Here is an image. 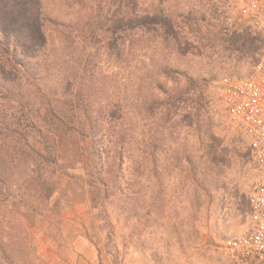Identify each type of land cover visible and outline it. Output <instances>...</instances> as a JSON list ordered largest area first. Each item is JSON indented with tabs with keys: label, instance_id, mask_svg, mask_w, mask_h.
<instances>
[{
	"label": "rangeland",
	"instance_id": "obj_1",
	"mask_svg": "<svg viewBox=\"0 0 264 264\" xmlns=\"http://www.w3.org/2000/svg\"><path fill=\"white\" fill-rule=\"evenodd\" d=\"M38 1L60 15L68 4L0 0L1 29L7 36L12 30L27 40L35 35L33 6ZM131 6L139 12L130 13V24L136 30L140 19L143 24V34L139 29L132 38L128 89L130 136L138 147L133 155L140 154L142 144L147 164L143 191L126 198L100 195L65 186V179L53 193L31 186L0 194V264H234L220 246L249 225L248 194L256 169L245 133L227 114L219 80L250 73L264 38L238 15L236 0H133ZM196 6L208 10L199 29L186 13ZM162 65L185 73L169 75L181 85L195 80L186 85L188 103L169 113L160 105L140 122L138 69L144 67L142 77L149 80ZM189 160L211 167L204 186ZM156 182L161 185L157 192Z\"/></svg>",
	"mask_w": 264,
	"mask_h": 264
},
{
	"label": "trees",
	"instance_id": "obj_2",
	"mask_svg": "<svg viewBox=\"0 0 264 264\" xmlns=\"http://www.w3.org/2000/svg\"><path fill=\"white\" fill-rule=\"evenodd\" d=\"M132 1L66 0L61 15L38 1L29 40L16 30L7 36L0 15V194L31 186L53 193L64 185L125 198L143 191L147 164L142 144L133 155L138 147L130 136L129 56L135 31L143 27L141 19L138 30L130 24V13L139 12ZM207 11L196 6L186 13L199 25ZM138 70L140 122L160 105L168 113L187 105L186 85L194 79L185 85L170 79L184 72L169 65L149 80L142 77L144 67ZM158 146L155 141V155ZM152 165L159 181L157 156ZM190 167L204 186L211 167ZM155 187L161 189L159 182Z\"/></svg>",
	"mask_w": 264,
	"mask_h": 264
},
{
	"label": "built area",
	"instance_id": "obj_3",
	"mask_svg": "<svg viewBox=\"0 0 264 264\" xmlns=\"http://www.w3.org/2000/svg\"><path fill=\"white\" fill-rule=\"evenodd\" d=\"M236 7L264 38V0H236ZM219 85L229 118L247 137L256 169L248 194L250 223L244 233L225 238L220 249L234 264H264V47L250 73L223 76Z\"/></svg>",
	"mask_w": 264,
	"mask_h": 264
},
{
	"label": "crops",
	"instance_id": "obj_4",
	"mask_svg": "<svg viewBox=\"0 0 264 264\" xmlns=\"http://www.w3.org/2000/svg\"><path fill=\"white\" fill-rule=\"evenodd\" d=\"M250 223V222H249Z\"/></svg>",
	"mask_w": 264,
	"mask_h": 264
}]
</instances>
